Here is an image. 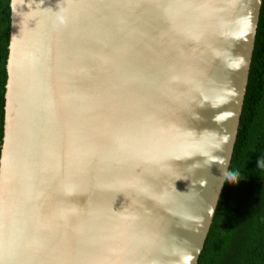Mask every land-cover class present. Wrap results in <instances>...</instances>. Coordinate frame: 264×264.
<instances>
[{
	"label": "water",
	"instance_id": "water-1",
	"mask_svg": "<svg viewBox=\"0 0 264 264\" xmlns=\"http://www.w3.org/2000/svg\"><path fill=\"white\" fill-rule=\"evenodd\" d=\"M197 1L146 0L149 5L143 13V4L132 0H9L0 146V264H66L67 257L74 264L98 258H103V264H115L110 260L117 256L104 258L99 244L103 246L113 236L126 241L135 233L140 236L136 250L129 261L116 264H180L181 260V264H195L229 163L261 0H246L238 12L233 0H224V8L208 0L206 22L214 16L210 24L216 26L209 39L187 31L183 23L182 14L194 11L196 22L205 25ZM171 6L176 14L164 17L166 22L158 17V23L162 22L157 24L149 16ZM238 13L245 16L242 28L230 25ZM46 14L58 15L55 23L41 18ZM175 15L178 18L173 22ZM155 25L158 31L162 29L158 48L145 55L133 52V60L140 63L135 67L128 61L114 66L118 48L111 47V42L119 32L127 29L123 36H131L140 45L145 32ZM239 29L242 32L235 31ZM71 30L78 36V63L87 62L76 76L83 79L88 67L103 69L102 56L109 51L113 66L103 71L110 80L103 86L105 92L89 97L88 103L76 97L62 105L66 98L59 90L40 105L32 93L27 96L29 86L65 72L59 47L53 48L42 36ZM194 48L214 65L208 84L196 89V97L202 92L201 107L213 129L189 113L180 92L173 94V87L181 88L174 79L163 93L152 89L150 98L159 104L156 120L144 119L147 94L141 73H147L148 57H167V65L176 68ZM47 56H54L52 66ZM151 63L156 68L161 65ZM170 74L167 69L162 73L163 85ZM150 76L154 81V75ZM218 97L219 103L225 97L230 100L223 105V121L215 116ZM223 107L219 104V110ZM141 125L157 147L147 165H130L128 155L118 154L119 145L135 137ZM81 160L95 167L91 176L85 175L83 185ZM94 214H98L95 223L87 220ZM88 242L96 246L92 247L96 258L79 260L77 254L84 253L76 252ZM58 243L64 244V252H59ZM119 250L124 248L119 246Z\"/></svg>",
	"mask_w": 264,
	"mask_h": 264
},
{
	"label": "bare ground",
	"instance_id": "bare-ground-1",
	"mask_svg": "<svg viewBox=\"0 0 264 264\" xmlns=\"http://www.w3.org/2000/svg\"><path fill=\"white\" fill-rule=\"evenodd\" d=\"M132 1L133 2L137 1L141 4H143V7H142L143 13L147 12V7H148L149 3L145 4L146 0H132ZM233 1L236 3L235 8H237V12L239 11V6L244 7V3L246 2V0H233ZM119 2H120V0H119ZM166 3L168 4V6H170L168 2H166ZM215 3L217 5H222L223 6L222 8L225 7L224 0H216ZM161 4H163V3L161 2ZM206 5H208V0H200L199 2L197 1V3H196L197 8H199L202 11V12L199 11V13H200L199 16L202 17L204 15L205 16L204 17L205 22H206V18L209 15L207 13V9L205 8ZM178 7H182V6H178ZM193 12L194 11H190V12L185 11L182 14L185 17V21H186V22H183L186 24L185 29L187 31L192 32V33H196V34L199 33L198 35L203 39L204 38L209 39V37H207V36L210 35L211 29L216 27L215 24H210L212 19L215 17L214 16L211 17L205 23V25H203V24H199L196 22V18H198V15L195 18V12H194V15H192ZM221 13H222V15L223 14L226 15L227 10L223 9V10H221ZM233 13H235V12H233ZM43 14L45 16V13H43ZM174 14H176V12L174 11V8H172V6H171V8L168 11L159 12V11L154 10L153 12H151L149 14V16H151V19H153V21H155L157 24H160L162 21L158 23V17L161 19H164V17H166V19H168L169 17L173 16ZM238 14L240 16L238 17V15H236V18L232 19L230 25L233 24V25H235L234 27L241 26V28H242L244 25V21H245L244 17L245 16L240 14V13H238ZM46 15H47V17H41V18L42 19L44 18L47 21H52V23H55L54 20L56 17H58V15H55V14L54 15L46 14ZM172 18H173V22H176L175 18H178V15H175ZM32 20H33V17L29 16L28 21L31 22ZM164 21L166 22L165 19H164ZM168 22H171V21H168ZM191 22H194L195 24H191ZM225 28L228 29L227 24H226ZM49 30H51V29H49ZM126 30L127 29L123 30V32L122 31L119 32V34L117 35V39H115L111 42V47L114 46V47L119 49V50L117 49V53L115 55L116 58L113 60V64H114V66H115V64H117V66H122L124 64H127V61H128V64L130 67H135L136 64H140V63L138 61L136 62L133 60L134 53L137 55L138 54L140 55V54H142V52H144V55H145V52H147V50L149 52H153L154 47L158 48L157 43L160 40H162V36H161L162 29L158 31L157 25L151 26L150 29L145 32V34H147V35H146L144 41H142V44H140V45L134 44L132 39H131V36L130 37H124L123 36L124 35L123 33ZM217 30H219V28H217ZM235 31H241L242 32V30H240V29L235 30ZM173 35H174V32H173ZM42 38H45V40L49 44H51L53 48L59 47L58 56H59V59L64 63L65 72L64 73L62 72L63 74L59 77L55 72V75H56L55 78H49V77L45 76V79L37 82L38 83L37 86H34V85L29 86V88L27 90V96L28 97L32 93L33 96H36L35 102L40 104V105H43V102L46 99H49V100L53 99L52 96H55V94H57V92L60 90L62 99L66 98V100L62 101V105H64L66 103V101L74 100L76 97H79L80 100L87 101V103H88L89 97L101 96V94H103L105 92L103 86L105 84H108L106 81L109 78L104 75L105 73L103 70H107L108 68L113 66L112 62L109 61V51L105 52L104 53L105 55L102 56V58L104 57L103 62H102V67L104 66L103 69L100 68V69L94 70V68L91 69V67H88L89 73H87L83 77V79H79L78 78L79 74H81L82 70H83L82 66L84 65V63L86 64L87 62L82 61L81 64H80V62L78 63V59L76 57V51L78 49L77 45H79V42L77 41L78 36H76V33H73V30H71L70 32L65 31V32H56V33H54L52 31L50 34H48V32L45 33V35H43ZM155 42H156V45L154 46ZM97 44H98V42L96 43V45ZM120 50H121V53H120ZM41 52L46 54L47 50H44V51L42 50ZM188 52H191L190 53L191 55L181 57L179 64L176 65V68L172 65H167L168 64L167 63V60H168L167 57L164 58L163 60H160V58L158 56H153L151 58L148 57V60H151L155 63L161 62V65L162 64H164V65H162V66L160 65L161 68L160 67L156 68L154 63H151V61H150L146 66L147 73H145V72L143 74L141 73V75H142L141 77H143V81L146 82V83H143V85L146 86L145 91L147 94V96L145 97V101H144V105H146L147 113L145 115L143 114L142 117L146 120H150L153 122L156 120L155 115H157L159 104L158 103L153 104V101L150 98L151 94H153L152 89L154 90L155 94L163 93V91L168 89V87L166 85L170 84V86H171V84H173V79H174V84L176 85V87L181 86V88L176 89L175 87H173V94L177 95L180 92L179 97L187 100V101H185V103L183 105H185L186 107H190L189 108L190 110H188L189 113L192 115H194V114L198 115V122L203 126H207L208 130L213 129L212 126L208 125L210 120H208V115L205 112V107L204 106L201 107V105H202L201 97H203L202 92L199 93L200 96L196 97L197 96L196 95L197 94L196 89L202 88L203 84H208L210 72H211V69L212 70L214 69V67H213L214 65L210 62V59H208V60L202 59L203 55L200 54V51L198 48H194L193 50L189 49ZM113 53H114V50H113ZM45 58L47 60H49L51 66H52L53 60H55L54 56H47ZM131 62L133 63V65H131L132 64ZM165 69H167V71H169L171 74L167 77L165 84L163 85V79H162L161 75L165 71ZM50 71H51V69H50ZM56 71L60 72L59 69H57ZM51 72H53V71H51ZM76 73H79V74L76 76ZM181 74L183 76H181ZM150 75H154V81ZM172 75H173V77H171ZM154 84H155V86H154ZM50 86H51V92L48 94ZM208 96L210 97L211 95H208ZM211 98L212 97H210V99ZM214 98L215 97H213V99H211V100L213 101ZM219 98L220 97H218V99H217L218 101L216 100L217 101L216 102L217 110H216L215 116H217L220 121H223L225 118V116H222L224 114V111H225L223 105L225 102L227 103V100H229V99H226V97H225L219 103ZM26 99H27V97H26ZM90 100H91V98H90ZM190 101H192L191 103H193V105L195 104L193 108H191L192 104L190 103ZM78 102H79V100H78ZM219 104L221 105V107H223L220 110H219ZM143 112L144 111H142V113ZM159 114H160V112H159ZM223 123H225V122H223ZM142 126L143 125H141L139 127L138 132H137L135 137L131 136V138L130 137L128 138V139H130L129 141L122 142L119 145L121 152H119L118 154H120L122 156L128 155L130 157V165L133 162L136 165H137V163L139 165L140 164L147 165V162H150V160H151L152 154H154L155 147H157L156 141L151 140L150 136H148L149 131L146 130L145 126H143V127ZM171 126L176 127L177 125L175 122L174 123L171 122ZM46 142H47V139H46ZM46 147H48V146H45V148ZM129 148L131 150H129ZM94 169H95V167L93 165H90L87 162V160L86 161L81 160V174H80L81 180L80 181H81L82 185L85 183V179H86L85 175L91 176L92 174H90V173ZM96 174H98V173H96ZM114 175H115V177H118L119 174L118 175L114 174ZM107 176L108 175H105L102 177H107ZM113 182H114V180L111 179L110 183H113ZM97 217H98V214H94L93 217L89 216L87 218V220L94 222V220ZM139 237L140 236L137 233H135L133 235V237L130 235L128 237V239L126 241H124L123 237H121V236L117 237V238H116V236H113V237L109 238L107 240L106 244H103V246L99 244L98 247L101 250L100 254L104 258L109 256V255H112V258L117 256L115 258V260L114 259L110 260V262L115 261V264L117 262H121L123 260L129 261L132 250H136V249H134V248H136L135 242H137L139 240ZM56 246L58 247L60 253L64 252V244L63 243L61 245H59V243H58V244H56ZM93 246L94 245H91V243L89 244V242H88L86 244V248L81 247L79 249V251L76 253H80V254L84 253V256H80L77 254V257H81V258H79V260H82L83 258L90 260L92 255L94 256V258H96V256L94 255V252H93V248H92ZM119 246H122L124 248V251H120ZM94 247L96 248V246H94ZM187 248H189V243L187 244ZM59 252H58V254H60ZM50 255H51V253H50ZM52 260H53V258H52ZM102 260H103V258H98L97 260L91 261L89 263L78 262L77 264H103ZM181 263H182V260H181L180 264ZM66 264H74V262L72 261V259L70 260V258L67 257L66 258Z\"/></svg>",
	"mask_w": 264,
	"mask_h": 264
},
{
	"label": "trees",
	"instance_id": "trees-1",
	"mask_svg": "<svg viewBox=\"0 0 264 264\" xmlns=\"http://www.w3.org/2000/svg\"><path fill=\"white\" fill-rule=\"evenodd\" d=\"M9 0H0V146ZM195 264H264V0L222 188Z\"/></svg>",
	"mask_w": 264,
	"mask_h": 264
}]
</instances>
